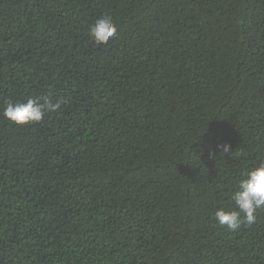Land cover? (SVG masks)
I'll list each match as a JSON object with an SVG mask.
<instances>
[{"label":"trees","instance_id":"obj_1","mask_svg":"<svg viewBox=\"0 0 264 264\" xmlns=\"http://www.w3.org/2000/svg\"><path fill=\"white\" fill-rule=\"evenodd\" d=\"M261 162L264 0H0V264H264L214 216Z\"/></svg>","mask_w":264,"mask_h":264},{"label":"clouds","instance_id":"obj_2","mask_svg":"<svg viewBox=\"0 0 264 264\" xmlns=\"http://www.w3.org/2000/svg\"><path fill=\"white\" fill-rule=\"evenodd\" d=\"M117 33V25L111 16L98 18L89 29V35L95 44H106ZM63 103L62 98L55 102L51 93L38 97H28L26 100L8 101L2 108L4 118L17 126L41 122L47 113L56 112ZM222 153H228L229 144H218ZM229 200L234 208L219 207L214 216L221 226L229 230H237L242 224L251 225L257 220V211L264 209V162L244 172L237 181L236 187L229 194Z\"/></svg>","mask_w":264,"mask_h":264}]
</instances>
